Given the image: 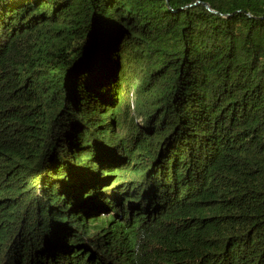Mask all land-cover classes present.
<instances>
[{"label": "trees", "instance_id": "trees-1", "mask_svg": "<svg viewBox=\"0 0 264 264\" xmlns=\"http://www.w3.org/2000/svg\"><path fill=\"white\" fill-rule=\"evenodd\" d=\"M0 264H264V0H0Z\"/></svg>", "mask_w": 264, "mask_h": 264}, {"label": "rangeland", "instance_id": "rangeland-1", "mask_svg": "<svg viewBox=\"0 0 264 264\" xmlns=\"http://www.w3.org/2000/svg\"><path fill=\"white\" fill-rule=\"evenodd\" d=\"M127 100L129 102V106H130V110L132 109V105H133V96L132 94L130 93L128 96H127ZM97 222H90L89 224L91 225H95Z\"/></svg>", "mask_w": 264, "mask_h": 264}, {"label": "water", "instance_id": "water-1", "mask_svg": "<svg viewBox=\"0 0 264 264\" xmlns=\"http://www.w3.org/2000/svg\"><path fill=\"white\" fill-rule=\"evenodd\" d=\"M206 8H208V6L205 5Z\"/></svg>", "mask_w": 264, "mask_h": 264}]
</instances>
